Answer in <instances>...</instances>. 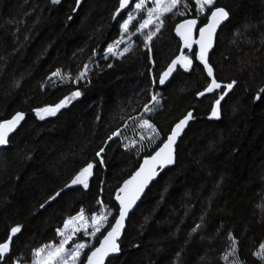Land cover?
I'll list each match as a JSON object with an SVG mask.
<instances>
[{
  "label": "trees",
  "instance_id": "obj_1",
  "mask_svg": "<svg viewBox=\"0 0 264 264\" xmlns=\"http://www.w3.org/2000/svg\"><path fill=\"white\" fill-rule=\"evenodd\" d=\"M188 2L184 16L165 14L150 43V61L140 33L132 36L133 47L123 57L105 53L120 37L119 22L126 15L112 18L118 0L79 5L76 0H0V120L25 113L0 148V241L10 227L22 226L0 264L17 258L30 264L33 248L57 241L56 229L65 218L81 208L87 215L99 211L97 199L116 215V188L189 110L193 118L177 142L174 165L158 175L129 214L120 254L106 264H232V257L222 259L229 232L237 241L239 264H264L253 256L264 243V0H218L231 15L219 28L210 63L222 85L237 81L221 102L219 118L211 117L219 90L197 95L211 78L173 33L180 20L195 18L194 0ZM149 30L154 25L143 34ZM181 52L193 59L192 66L187 71L177 66L161 86L159 73ZM85 64L88 74L77 84L53 87L46 80L56 69L74 79ZM77 89L82 95L55 116L39 119L33 112ZM150 89L161 94L162 107L145 114ZM142 115L161 133L151 147L149 136L137 138ZM117 128L120 135L105 145ZM132 140L137 143L125 149ZM100 147L105 148L103 166L95 156ZM87 161L95 165L89 189H65L40 209ZM196 224L202 226L189 237Z\"/></svg>",
  "mask_w": 264,
  "mask_h": 264
},
{
  "label": "snow or ice",
  "instance_id": "obj_2",
  "mask_svg": "<svg viewBox=\"0 0 264 264\" xmlns=\"http://www.w3.org/2000/svg\"><path fill=\"white\" fill-rule=\"evenodd\" d=\"M57 2L58 0H52L53 4ZM80 2L81 0H76L77 5H79ZM149 3L152 6L146 8V5ZM217 3L218 0H194L196 9L195 18H185L175 25L176 35L180 37L183 48L192 49L194 51V59L198 60L203 65V71L207 73V77L211 78L203 91L197 92V95L204 96L205 94H213L216 90L220 92L219 97L214 99L211 105V117L215 118H219L221 115V102L225 99V95L229 90L233 89L234 85L237 83L236 80H232L222 85L214 78V66L210 63L209 50L214 47V35L217 33L218 26H221L222 22L226 21L231 15L226 7L217 6ZM129 7H131V11H128ZM188 7V0H135L134 5H130V0H119V6L112 13V18L114 20L118 19V14L122 15V10L127 11L128 14L126 18H123L122 21L119 22L120 37L108 44L104 49L105 53L116 58L123 57L126 53L130 52L133 47L131 37L136 35V33H140L143 35V46L148 49L149 60H153L150 43L162 30L165 22V14L173 13L174 15L184 16L185 10ZM145 8L146 17L137 21L135 14L144 12ZM73 10L75 11V9ZM205 20L206 23L203 22ZM149 25H154V30H149L147 34H143V30L147 29ZM131 28H134L135 31H131ZM194 29H198L199 31V39L195 41L191 36ZM238 35H240V33H234V36ZM25 39H27V37H25ZM194 43L198 45V51L193 49ZM233 43H235V41H233ZM121 44L125 46L121 48ZM93 55H96L95 49H93ZM105 59H107V56H105ZM192 64L193 59H190L188 55L183 52L177 55L171 60L165 70L159 73V84L164 85L169 77L172 76L178 65L187 71ZM112 66L111 64L108 65L109 68ZM88 70L89 65L85 64L84 68L72 79L70 72L56 69L51 72L46 80L48 83L52 84L53 87H55L57 83L62 84L66 81L77 84L85 79ZM41 88L44 89L45 85L41 84ZM262 92H264V90H262ZM149 93L151 98L143 105L142 109L145 114L153 113L162 107L161 94L151 89ZM81 95L82 93L79 89L74 90L70 92L69 95L60 99L59 102L44 107L34 108L33 112H35L39 119H44L46 116H55L61 109L65 108ZM259 98L262 97L258 95L257 99ZM24 118L25 114L18 111L10 119L0 120V146L9 143V134L17 128ZM192 118L193 114L188 112L183 118L179 119L178 122L171 126V131L166 134V139L158 144L150 154H145L142 162L138 161L139 167L116 188L115 201L118 203V215H115L112 209H109L107 205L97 199V204L100 205L99 211H93L89 218L86 214V210L81 208L75 215L65 218L63 226L56 229V235L60 238L59 243L50 241L39 247L33 248L31 251L30 264H106V258H109L111 254L119 253L121 247L118 243V239L121 236L122 229L126 227L125 221L129 214V210L136 204L149 181L157 176L158 168L163 169L166 165H172L175 162L177 138L181 135L182 130ZM129 119L135 122L137 118L129 117ZM138 127L148 133V147L155 144L161 136L158 127L143 115L139 117ZM119 135L120 129L117 128L115 131L111 132L104 141V144L107 145L113 137ZM140 140H144L143 135H141ZM136 143L137 141L132 140L129 144H124L123 146L125 149H129ZM136 151L137 155H140V153L144 151V145L142 144ZM104 152V147H100L99 150L95 152V156L100 158L101 166H103L104 163L102 157ZM94 167L95 165L92 161L85 162L74 172L70 180L64 184V188L59 189L53 195H49L48 198L39 205L40 209H44L50 202L55 201L65 189H71L73 186H83L84 189H89V178L94 175ZM217 186H219V182ZM109 217H112V219H109ZM113 219L114 223L112 222ZM203 219L204 217L202 216L201 221H203ZM201 226V224H196L191 229L189 237L198 232ZM21 231V225L17 224L12 226L7 232V238L0 241V262H5L8 259L11 252V243L14 241V237ZM81 232L87 240H80L77 237V234ZM92 239L98 240V245L92 244ZM228 240L230 241V246L226 250V253L222 255V259L227 262L229 257H232V264H239L237 241L231 232L228 233ZM69 241H73V243L70 247L66 248L65 246L69 244ZM176 255L179 258L181 253L177 252ZM253 256L264 261V243H261L259 249L253 252ZM12 264H20V258L13 259Z\"/></svg>",
  "mask_w": 264,
  "mask_h": 264
},
{
  "label": "water",
  "instance_id": "obj_3",
  "mask_svg": "<svg viewBox=\"0 0 264 264\" xmlns=\"http://www.w3.org/2000/svg\"><path fill=\"white\" fill-rule=\"evenodd\" d=\"M134 3V0H130V5H132ZM119 6V0H118V4H117V7ZM116 7V8H117ZM129 9V8H128ZM127 11H124V10H122V15L124 14V13H126ZM119 17H121V14H118V18ZM185 19V18H184ZM187 19H192V18H187ZM183 20V19H182ZM181 22V20L178 22V23H180ZM204 23H206V21L204 22ZM177 24V23H176ZM222 24H223V22H222ZM201 26H202V24H201ZM219 28H220V26H218V29H217V33H218V31H219ZM173 33H174V35L179 39V41L181 42V44H182V41H181V39H180V37L179 36H177L176 35V32H175V26H174V29H173ZM217 33L214 35V45H215V41H216V37H217ZM191 36H192V38H193V40L195 41V40H198L199 39V31H198V29H194L193 31H192V33H191ZM196 47V50L198 51L199 50V47H198V45H196L195 43L193 44V47ZM213 49V48H212ZM212 49H210L209 50V54L211 53V51H212ZM182 51V50H181ZM182 53V52H181ZM180 53V54H181ZM179 66V65H178ZM177 68V67H176ZM175 71H176V69L174 70V72H173V74L175 73ZM172 74V75H173ZM171 78V76L169 77V79ZM169 79L166 81V82H168L169 81ZM165 82V83H166ZM161 86H163V85H161ZM79 98V97H78ZM78 98H76V99H78ZM16 112H18V111H16ZM16 112H14L10 117H8V118H5V119H10ZM19 112H22V111H19ZM188 112H191L192 113V110H189ZM188 112H186L185 113V115L188 113ZM24 113V112H23ZM25 114V113H24ZM184 116V115H183ZM183 116L181 117V118H183ZM181 118H179V119H181ZM179 119L176 121V122H178L179 121ZM4 120V119H3ZM24 120V119H23ZM23 120L21 121V123L23 122ZM192 121V119L188 122V124L190 123ZM175 122V123H176ZM20 123V124H21ZM174 123V124H175ZM20 124L17 126V128L14 130V131H16L17 129H18V127L20 126ZM173 124V125H174ZM188 124L185 126V128L182 130V132H181V135L177 138V142H178V140L180 139V137L182 136V134H183V132H184V130L187 128V126H188ZM172 125V126H173ZM14 131L12 132V133H10L9 134V137L14 133ZM170 131H171V129H170ZM169 131V132H170ZM168 132V133H169ZM164 139H166V136H165V138ZM163 139V140H164ZM163 140H162V142H163ZM161 142V143H162ZM8 145V144H7ZM7 145H3V146H0V148L1 147H5V146H7ZM175 151H176V146H175ZM144 157V156H143ZM143 157L140 159V162H142V160H143ZM175 158H176V156H175ZM175 163V162H174ZM174 163L172 164V165H166L163 169H159L158 168V171H157V176L156 177H154L151 181H149V183H148V185L145 187V190L141 193V196H140V198L137 200V202H136V204L133 206V208L132 209H130L129 210V214L134 210V208L136 207V205L138 204V202L141 200V198L143 197V195L145 194V192H146V190L148 189V187L150 186V184L154 181V180H156V178L158 177V175L163 171V170H165V169H167V168H169V167H171V166H173L174 165ZM139 167V164H138V166L132 171V172H134L137 168ZM132 172L125 178V179H127L131 174H132ZM124 180V179H123ZM123 180L121 181V183L123 182ZM120 183V184H121ZM120 186V185H119ZM118 186V187H119ZM115 195H116V190L114 191V195H113V198H114V201H115ZM115 203L117 204V213H116V215H118V203L115 201ZM129 214H128V216L126 217V221H125V224L127 223V220H128V217H129ZM113 223H114V220L112 221ZM126 228V227H125ZM125 228L124 229H122V231H121V236L119 237V239H118V243L120 244V239L122 238V235H123V233H124V230H125ZM98 243H99V241H98ZM98 243H97V245H98ZM120 254V252L119 253H116V254H111V256L109 257V258H106V262L108 261V259H110L111 257H114V256H117V255H119Z\"/></svg>",
  "mask_w": 264,
  "mask_h": 264
},
{
  "label": "rangeland",
  "instance_id": "obj_4",
  "mask_svg": "<svg viewBox=\"0 0 264 264\" xmlns=\"http://www.w3.org/2000/svg\"><path fill=\"white\" fill-rule=\"evenodd\" d=\"M134 3H135V1H134ZM134 3H133L132 5H134ZM150 6H152V5L149 3V4L146 5V8H147V7H150ZM146 8H145V11H144V12H142V13H136V14H135L136 17H137V16H141V19L145 18V17H146ZM129 11H131V9H130ZM127 14H128V12L126 13V15H125L124 18L127 17ZM186 18H190V17H186ZM149 26H150V25H149ZM133 32H134V31H133ZM131 42H132V44H133V37H131ZM126 43H127V41H126ZM124 46H125L124 44H121V45H120L121 48H123ZM141 135H143L144 138H145V137L148 136V133H147L145 130H143V129H141V128L139 127V131L137 132V138L140 139ZM135 141H136V140H135ZM87 216L90 218L91 215H87ZM77 237H78L80 240H87V238L83 236V233H82V232H81V233H78V234H77ZM59 239H60V238L57 237V241H56L55 243H59ZM74 239H75V238H74ZM93 240H94V239H92L91 243L93 242ZM72 243H73V241H69V244L66 245L65 247H66V248L70 247Z\"/></svg>",
  "mask_w": 264,
  "mask_h": 264
},
{
  "label": "bare ground",
  "instance_id": "obj_5",
  "mask_svg": "<svg viewBox=\"0 0 264 264\" xmlns=\"http://www.w3.org/2000/svg\"><path fill=\"white\" fill-rule=\"evenodd\" d=\"M224 22H225V21H224ZM224 22H223V24H224ZM223 24H222V25H223ZM220 27H221V26H220ZM14 132H15V131H14Z\"/></svg>",
  "mask_w": 264,
  "mask_h": 264
}]
</instances>
